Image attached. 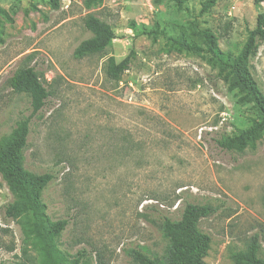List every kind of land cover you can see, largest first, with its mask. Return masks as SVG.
<instances>
[{
  "label": "rangeland",
  "instance_id": "rangeland-1",
  "mask_svg": "<svg viewBox=\"0 0 264 264\" xmlns=\"http://www.w3.org/2000/svg\"><path fill=\"white\" fill-rule=\"evenodd\" d=\"M57 1L0 0V145L29 118L22 166L53 175L40 200L48 223L67 220L58 238L65 264L78 252L79 264H134L133 249L163 255L169 241L160 224L179 219L186 202L214 209L196 223L211 238L205 264H247L237 258L255 235L264 258V131L241 152L216 142L257 113L209 55L174 44L203 46L207 29L236 57L264 2L218 0L201 12L203 0H101L90 9L83 0ZM89 13L115 38L104 52L77 58L92 37L83 24ZM130 52L129 69L110 79L107 59ZM25 66L49 90L34 115L28 95L9 83ZM249 69L264 95V42ZM16 200L0 177V262L40 264L25 216H3Z\"/></svg>",
  "mask_w": 264,
  "mask_h": 264
},
{
  "label": "trees",
  "instance_id": "trees-1",
  "mask_svg": "<svg viewBox=\"0 0 264 264\" xmlns=\"http://www.w3.org/2000/svg\"><path fill=\"white\" fill-rule=\"evenodd\" d=\"M218 0H203L201 12L209 11ZM101 0H83L84 6L90 9ZM256 4L264 0H254ZM53 6L58 1L53 0ZM84 27L92 33V37L83 40L75 49L74 56L82 58L86 55L100 54L115 38L112 27L89 13L83 20ZM203 46L188 43L182 38L174 40L179 50L202 55H209L210 59L222 70L228 71L230 81L252 103L257 118L246 129L239 130L233 136L216 140L217 144L226 150L243 151L248 140L258 138L264 131V95L252 77L249 69V60L258 49L259 43L264 42V10L259 11L255 18V26L248 32L246 41L236 57L222 52L215 36L209 30H202ZM133 55L130 52L119 62L109 57L105 64L107 76L118 82L121 75L129 69V60ZM43 74H39L34 66H25L17 69L10 77V86L13 91L24 93L30 98L32 115L36 114L46 104L49 90L44 85ZM29 133V118L18 121L11 138L0 145V177L17 200L2 206L5 218H16L24 215L29 231L32 234V244L40 256V264H65L67 255L61 251L58 238L67 225V220H57L48 223L45 214V205L40 200V190L47 184L53 175L50 173L34 174L26 171L22 166V150L26 146ZM214 209L205 204L186 202L182 206L181 216L177 220L164 217L160 229L169 241L165 253L161 256L150 255L141 249L130 250L129 254L134 264H205L204 257L211 238L208 234L199 233L197 221L212 214ZM13 249V246H10ZM84 253L78 252L72 264H79ZM27 259L14 262H0V264H28ZM239 262L247 264H264V258L259 255L257 236H253L248 244L247 252L237 258ZM33 263V262H32Z\"/></svg>",
  "mask_w": 264,
  "mask_h": 264
},
{
  "label": "built area",
  "instance_id": "built-area-1",
  "mask_svg": "<svg viewBox=\"0 0 264 264\" xmlns=\"http://www.w3.org/2000/svg\"><path fill=\"white\" fill-rule=\"evenodd\" d=\"M222 119H224V118H222Z\"/></svg>",
  "mask_w": 264,
  "mask_h": 264
}]
</instances>
